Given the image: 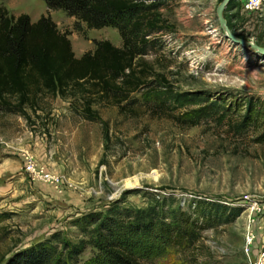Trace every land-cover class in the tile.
<instances>
[{"label":"rangeland","instance_id":"374dc122","mask_svg":"<svg viewBox=\"0 0 264 264\" xmlns=\"http://www.w3.org/2000/svg\"><path fill=\"white\" fill-rule=\"evenodd\" d=\"M222 1H168L162 12L174 32L161 34V46L144 58L177 91L264 102V55L230 39L217 17ZM0 8L31 22L50 17L74 55L93 51L100 40L122 46L117 29L89 28L43 0H0ZM223 17L235 38L264 47V4L252 11L231 0ZM83 104L71 90L67 97L43 95L28 119L0 108V258L49 240L64 258L77 250L71 259L82 264L98 253L91 244L94 214L146 211L165 198L167 212L179 205L191 212L198 199L242 211L203 229L197 248L169 250L147 264H264V143L254 142L257 131L239 128L237 114L223 110L186 126L154 112L141 92L122 102L134 105L130 113L100 95L91 104L96 117L85 116ZM178 105L179 114L203 102ZM28 161L58 183L32 177Z\"/></svg>","mask_w":264,"mask_h":264},{"label":"trees","instance_id":"16d2710c","mask_svg":"<svg viewBox=\"0 0 264 264\" xmlns=\"http://www.w3.org/2000/svg\"><path fill=\"white\" fill-rule=\"evenodd\" d=\"M47 9H62L89 28L113 27L119 31L122 46L108 40L96 42L93 51L75 57L67 35L48 16L31 22L29 16H8L0 8V108L29 118L28 109L38 107L43 95L67 97L71 90L81 93L83 113L96 117L91 108L93 96L114 98L121 113L134 105H122L134 92L151 101L154 112L162 113L186 126L196 125L209 113L223 110L239 118L238 127L258 133L256 143H264V102L231 93L180 92L173 89L167 75L154 69L144 56L154 49L160 35L173 33L162 12L170 0H43ZM158 46V47H159ZM203 105L174 112L180 103ZM151 104V103H150ZM146 211L124 208L108 214H94L96 224L91 244L98 253L82 264H147L169 250L197 248L200 233L209 226L228 223L242 208L198 199L191 212L182 206L167 212L163 203ZM77 250L65 255L49 240L20 249L0 264H78L71 259ZM69 259L71 261L69 262ZM73 260V261H72Z\"/></svg>","mask_w":264,"mask_h":264},{"label":"built area","instance_id":"2783aa9c","mask_svg":"<svg viewBox=\"0 0 264 264\" xmlns=\"http://www.w3.org/2000/svg\"><path fill=\"white\" fill-rule=\"evenodd\" d=\"M244 2V6L248 10H259L261 6L264 4V0H242ZM25 170L27 173H30L32 177L36 176L37 178L43 179L45 181L47 180H53L58 183V177L52 176L48 174L47 172H43V169L40 167H36L35 164L31 161H28L25 166Z\"/></svg>","mask_w":264,"mask_h":264},{"label":"water","instance_id":"95a60500","mask_svg":"<svg viewBox=\"0 0 264 264\" xmlns=\"http://www.w3.org/2000/svg\"><path fill=\"white\" fill-rule=\"evenodd\" d=\"M231 0H223L217 7V17H218V20L220 21V23H222V25L224 26L226 32H227V35L230 37V39L234 42V43H237V44H240V45H244V46H247V47H250L252 49H254L255 51L259 52L260 54L264 55V47H260L254 43H251V42H246V41H243L241 39H237L235 38L233 35H231L230 31L228 30L227 26H226V21L223 17V12L226 8V6L229 4Z\"/></svg>","mask_w":264,"mask_h":264},{"label":"crops","instance_id":"0c3cea01","mask_svg":"<svg viewBox=\"0 0 264 264\" xmlns=\"http://www.w3.org/2000/svg\"><path fill=\"white\" fill-rule=\"evenodd\" d=\"M81 55H82V54H81L80 52H78V54L75 55V56H77V58H79Z\"/></svg>","mask_w":264,"mask_h":264},{"label":"bare ground","instance_id":"6f19581e","mask_svg":"<svg viewBox=\"0 0 264 264\" xmlns=\"http://www.w3.org/2000/svg\"><path fill=\"white\" fill-rule=\"evenodd\" d=\"M131 182H128L127 184H130Z\"/></svg>","mask_w":264,"mask_h":264}]
</instances>
